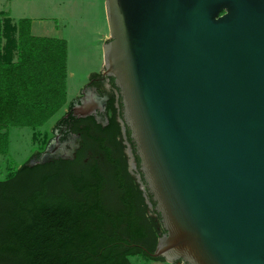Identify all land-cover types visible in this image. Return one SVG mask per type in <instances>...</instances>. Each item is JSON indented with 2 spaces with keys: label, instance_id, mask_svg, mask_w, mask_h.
<instances>
[{
  "label": "water",
  "instance_id": "1",
  "mask_svg": "<svg viewBox=\"0 0 264 264\" xmlns=\"http://www.w3.org/2000/svg\"><path fill=\"white\" fill-rule=\"evenodd\" d=\"M104 7L101 73L119 90L139 159L127 144L130 173L165 231L150 257L264 264V0Z\"/></svg>",
  "mask_w": 264,
  "mask_h": 264
},
{
  "label": "trees",
  "instance_id": "2",
  "mask_svg": "<svg viewBox=\"0 0 264 264\" xmlns=\"http://www.w3.org/2000/svg\"><path fill=\"white\" fill-rule=\"evenodd\" d=\"M30 24L18 20L14 46L4 47L0 20V156L9 153L8 129L40 128L66 103V42L33 37ZM113 103L106 126L92 117L75 122L85 127L72 129L81 139L74 158L42 160L35 153L0 179V264L164 261L150 257L165 231L127 172ZM125 134L138 169L127 129Z\"/></svg>",
  "mask_w": 264,
  "mask_h": 264
},
{
  "label": "rangeland",
  "instance_id": "3",
  "mask_svg": "<svg viewBox=\"0 0 264 264\" xmlns=\"http://www.w3.org/2000/svg\"><path fill=\"white\" fill-rule=\"evenodd\" d=\"M104 3L105 0H0V13H7L16 21L31 19L37 27L36 36L67 42L66 67L73 75L66 82L69 99L47 123L36 129L7 130L9 153L0 156L1 180L10 178L33 154L46 150L53 139L55 123L65 114L71 101L79 96L90 75L101 68L103 43L109 41ZM4 53L7 54L6 48ZM129 261L131 264H168L140 257L129 258Z\"/></svg>",
  "mask_w": 264,
  "mask_h": 264
},
{
  "label": "flooded vegetation",
  "instance_id": "4",
  "mask_svg": "<svg viewBox=\"0 0 264 264\" xmlns=\"http://www.w3.org/2000/svg\"><path fill=\"white\" fill-rule=\"evenodd\" d=\"M98 75L99 76L95 78H89L87 84L80 90L79 96L71 101V104L65 114L55 123L53 127V139L48 143L46 150L41 153L40 159L44 157L61 158L69 156L71 148L75 144L77 147L74 148V154H76L80 148L81 139L79 134H75L72 131V129L77 126L75 125V122H80L81 119L92 117L96 123L106 126L108 116L107 110L110 100L113 99L115 119L120 126V136L117 138V141L120 142L123 147V154L127 163V172L131 178L134 179L135 183H137L134 175L130 173L129 158L126 154L127 144H130L127 141L126 134L123 135L121 131L120 120H122V105L120 108L119 104H121V97L119 95V90L115 86L112 78H107L103 76L102 73ZM78 106H83V110L77 111L76 108ZM91 107H94L93 112L89 115H85L84 112ZM61 120H63L62 123H60ZM78 124L79 125L77 127L79 129L85 127V125H81L80 123Z\"/></svg>",
  "mask_w": 264,
  "mask_h": 264
},
{
  "label": "crops",
  "instance_id": "5",
  "mask_svg": "<svg viewBox=\"0 0 264 264\" xmlns=\"http://www.w3.org/2000/svg\"><path fill=\"white\" fill-rule=\"evenodd\" d=\"M4 14L5 15L1 17V13H0V20H1V23H2L1 46H14L12 41H14V39L16 41V39H17V22H18V20L17 21L16 20H13L7 13H4ZM24 19H26V18H24ZM29 20L31 21V24H30V34L33 37H41V36H36L35 35L34 32H35V29H37V27L34 25V22L31 19H29ZM8 30L11 31L9 34H7ZM45 38H48V37H45ZM53 39L64 40V39H60V38H53ZM103 39H105V38H103ZM103 45H104V43H103ZM66 46H68L67 42H66ZM67 58H68V52H67V56H66V64H67ZM15 60H16V55H14L12 53V62H14ZM100 65H101V68L99 69V71L94 72L92 74H100L102 72V70H103V63L101 62ZM66 69H67V67H66ZM72 76L73 75L71 73L67 72L66 82H67V78L72 77ZM68 99H69V97H68L67 86H66V102H67Z\"/></svg>",
  "mask_w": 264,
  "mask_h": 264
}]
</instances>
